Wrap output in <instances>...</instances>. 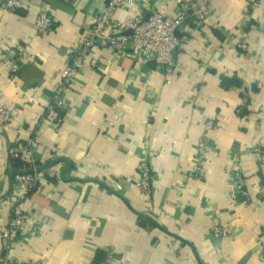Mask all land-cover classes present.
<instances>
[{
	"label": "crops",
	"instance_id": "obj_1",
	"mask_svg": "<svg viewBox=\"0 0 264 264\" xmlns=\"http://www.w3.org/2000/svg\"><path fill=\"white\" fill-rule=\"evenodd\" d=\"M23 1L8 9L0 0V103L14 117L0 131V235L17 139L35 137L45 181L24 202L27 219L8 251L0 238V259L105 264L108 254L109 264H264V0H210L208 22L180 33L170 70L142 68L129 49L96 46L66 94L65 114L48 119L71 52L108 0ZM135 6L115 20L179 13L173 0ZM41 8L55 20L45 37L35 24ZM226 79L238 83L223 86ZM202 139L207 152L196 165ZM142 158L152 169L150 202L135 185ZM215 221L230 226L228 237L212 235Z\"/></svg>",
	"mask_w": 264,
	"mask_h": 264
},
{
	"label": "built area",
	"instance_id": "obj_2",
	"mask_svg": "<svg viewBox=\"0 0 264 264\" xmlns=\"http://www.w3.org/2000/svg\"><path fill=\"white\" fill-rule=\"evenodd\" d=\"M179 9L176 16H169L166 13L154 12L148 17L137 14L135 17H127L126 21L115 20L116 14L129 8L136 11V0H108L102 12L93 20V25L83 34L81 46L75 48L70 54L68 66L62 71L57 87L54 91L51 104L45 110V118L48 119L56 109H66V94L69 88L81 76L87 65V59L92 50L96 47L109 48L118 53L131 50L134 52L136 62L141 67L148 62H155L161 70H170L175 67L176 54L181 47L182 40L180 33L196 28L200 24L208 22L210 0H173ZM254 4L255 0H249ZM4 6L8 9H21L25 7L23 0H3ZM55 23L53 15L41 8L36 19V31L40 36H48ZM247 43L238 44L239 49L245 51ZM22 63L17 60L10 68V71L17 75L22 71ZM247 99L245 98L244 104ZM241 112V110H239ZM14 122L11 110L0 103V131H5ZM215 127L213 122L206 124L208 131ZM204 139L199 141L196 165H201L207 148ZM36 140L34 136L25 139H17L8 150V162L13 166L14 162H20L28 166L30 173L23 170H14V190L2 204L9 211V218L3 229L0 238L4 249L8 251L17 235L21 233L27 216L23 212V204L30 199L33 191H38L44 183V177L38 169L36 160ZM195 165V166H196ZM25 170V169H24ZM196 171V168H195ZM195 173L190 172V177ZM152 169L147 159L142 158L138 166L136 187L142 193L146 201L150 202L152 190ZM237 197L244 203L249 202L248 193L237 189ZM211 233L217 239H223L230 235L231 228L220 222H213ZM264 258V250L262 252ZM110 262V261H109ZM0 264H12L9 258L4 255ZM106 264H109L108 261Z\"/></svg>",
	"mask_w": 264,
	"mask_h": 264
},
{
	"label": "trees",
	"instance_id": "obj_3",
	"mask_svg": "<svg viewBox=\"0 0 264 264\" xmlns=\"http://www.w3.org/2000/svg\"><path fill=\"white\" fill-rule=\"evenodd\" d=\"M234 83L236 84V83H238V82H237V81L235 82L234 80L232 81V80H228V79H226V80H223L222 85L228 87V86H233ZM56 110L60 112L61 116L65 114V113H64V112H65V109L58 108V109H56ZM37 166H38V169H39V164H37ZM12 168L15 169V170H23L25 173H30V172H31L28 166H24V165H23L22 163H20V162H14ZM24 169H25V170H24ZM14 174H15V173H14ZM13 180H14V175H13ZM35 192H36V191H33V192L31 193L30 198H31V196H32ZM108 258H109V255L107 254V255L104 257V259H103L102 261L106 264Z\"/></svg>",
	"mask_w": 264,
	"mask_h": 264
},
{
	"label": "water",
	"instance_id": "obj_4",
	"mask_svg": "<svg viewBox=\"0 0 264 264\" xmlns=\"http://www.w3.org/2000/svg\"><path fill=\"white\" fill-rule=\"evenodd\" d=\"M150 64L154 66L155 62L152 61ZM56 163H57V161H55V162L49 164V166L55 165ZM45 168H46V167H45ZM39 171H41V170H39Z\"/></svg>",
	"mask_w": 264,
	"mask_h": 264
}]
</instances>
